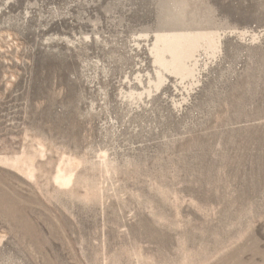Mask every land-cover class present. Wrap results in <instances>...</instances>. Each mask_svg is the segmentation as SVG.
<instances>
[{
	"label": "rangeland",
	"instance_id": "obj_1",
	"mask_svg": "<svg viewBox=\"0 0 264 264\" xmlns=\"http://www.w3.org/2000/svg\"><path fill=\"white\" fill-rule=\"evenodd\" d=\"M0 264H264V0H0Z\"/></svg>",
	"mask_w": 264,
	"mask_h": 264
},
{
	"label": "bare ground",
	"instance_id": "obj_2",
	"mask_svg": "<svg viewBox=\"0 0 264 264\" xmlns=\"http://www.w3.org/2000/svg\"><path fill=\"white\" fill-rule=\"evenodd\" d=\"M156 40H160L161 46H156L155 48V53H156V61L159 62L161 65L164 67H167L168 65H171V68L175 70L177 73L181 74H188L190 73V69L184 66L183 60L186 57H189L191 53L193 52L194 47V41L199 39V38H206L208 39L209 42L212 43L213 39L211 35L206 34V33H197L193 34L192 37L188 36L187 34L184 33H170V34H156ZM191 41L192 45L186 50L176 52L174 51L176 47L189 43ZM190 43V44H191ZM163 51H168L171 54L172 57V63H164L165 61L163 60L161 56V52ZM167 61V60H166ZM176 73V74H177Z\"/></svg>",
	"mask_w": 264,
	"mask_h": 264
}]
</instances>
